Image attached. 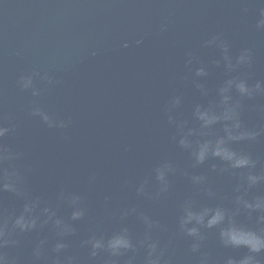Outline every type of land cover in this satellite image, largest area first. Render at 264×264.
<instances>
[{"label":"water","instance_id":"95a60500","mask_svg":"<svg viewBox=\"0 0 264 264\" xmlns=\"http://www.w3.org/2000/svg\"><path fill=\"white\" fill-rule=\"evenodd\" d=\"M262 10L264 0H0V127L8 129L0 177H18L16 191L0 181L5 264H227L248 255L225 247L219 228L188 236L180 218L191 203L238 212V223L264 228V213L249 215L237 203L264 198V182L249 187L246 179L250 171L264 175V92L228 93L243 128L258 133L230 146L255 168L231 169L211 156L197 164L192 155L232 123L203 128L197 106L221 114L228 80L264 85ZM244 52L249 60L237 64ZM200 68L205 75H196ZM29 76L32 86L22 87ZM37 108L57 126L34 115ZM164 165L166 187L156 178ZM32 203L36 226L14 228ZM76 210L83 215L73 220ZM124 229L133 247L113 255L107 242ZM93 239L105 245L95 255ZM58 243L66 247L57 251ZM254 255L264 264V252Z\"/></svg>","mask_w":264,"mask_h":264},{"label":"clouds","instance_id":"9594fccd","mask_svg":"<svg viewBox=\"0 0 264 264\" xmlns=\"http://www.w3.org/2000/svg\"><path fill=\"white\" fill-rule=\"evenodd\" d=\"M261 20L258 22L257 27L264 28V10L261 11ZM210 41L209 43H211ZM227 51L226 46L221 44ZM224 59L228 61V67L231 68V60L225 55ZM249 60V55L247 52L241 53L237 59V64L245 63ZM203 68L197 70V76L205 75ZM22 87L28 88L32 86V77H21ZM235 87L241 96L251 97L254 92H264V85L257 82L254 86H249L244 80H228L225 86L220 89V94L222 97L221 103L224 106V111L221 114H216L211 108L201 110L197 106L195 110V115L199 121L202 122L201 126L203 128H208L211 125L216 124L219 121H231L232 123L225 124L224 126V136H220L215 141L206 140L203 143H197L196 148L193 150L192 155L195 158L197 164H202L208 159L209 156L218 158L219 160L225 162L231 169H252L256 167V161H254L249 155L235 151L230 144L233 142H240L243 140H255L258 133L252 132L250 130H245L238 119L237 109L238 104L230 105L229 101L231 97L228 95L231 88ZM38 92L33 89V95H37ZM175 103H179L176 100ZM34 115H39L42 117L43 121L48 124L49 127L57 126L56 122L47 113L42 112L39 108L35 109ZM60 127H63V122L60 123ZM8 131L6 128L0 127V137L4 136L5 132ZM191 134V133H189ZM180 145L184 148L191 147L190 142L186 138H182L179 141ZM4 157L0 156V160ZM215 167V165L213 166ZM169 168L168 165H164L161 168L156 169L157 180L165 184V171ZM196 181L202 179V177H195ZM249 187H252L258 183L264 182V175H255L250 171L246 177ZM18 177L15 173H5L3 177H0V181H3L2 187L5 190L16 191V182ZM143 190L141 186L140 191ZM79 198H74L73 203ZM237 203L242 205L245 209L249 211V215L253 211H260L264 213V198L257 197L253 202H249L241 197L237 198ZM36 204H25L23 213L19 215L14 221V228H19L20 231H27L33 229L36 226V218L32 216L35 211ZM44 213H47L49 219L55 215L54 212H50L48 208L43 209ZM238 214L230 212L229 210L221 207L209 208L205 207L200 210H193L191 203H186L184 206V215L180 218V227L186 234L190 237H196L201 239L200 227L206 228H219V236L221 243L225 247L232 248H246L248 250V255H245L239 260L228 259L227 264H258L255 259L254 254L264 252V228L259 230H253L246 227L242 223H238L235 220V216ZM83 215L82 210H76L72 213V219H79ZM258 220L264 222V215H261ZM147 221V218H145ZM57 226L62 224V221L57 219L55 221ZM189 225H192L189 227ZM72 229L68 225L63 226V232H69ZM4 236V228L0 226V239ZM93 247V255H95V250L103 248L105 245L102 240L93 239L90 241ZM66 247L62 243L56 245V250ZM133 245L127 236V229H124L122 233L112 236L107 242V248L111 251L113 255H119L121 250H128L132 248ZM198 244H193V251L197 250ZM149 248L154 252L156 246L150 244ZM39 255V251H37ZM0 264H5V258L0 254ZM150 264H158V260H151Z\"/></svg>","mask_w":264,"mask_h":264}]
</instances>
